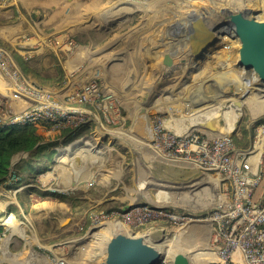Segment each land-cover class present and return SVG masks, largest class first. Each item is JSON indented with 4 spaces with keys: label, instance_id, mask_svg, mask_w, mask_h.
Listing matches in <instances>:
<instances>
[{
    "label": "rangeland",
    "instance_id": "rangeland-1",
    "mask_svg": "<svg viewBox=\"0 0 264 264\" xmlns=\"http://www.w3.org/2000/svg\"><path fill=\"white\" fill-rule=\"evenodd\" d=\"M64 1L66 0H60L59 6ZM85 1L87 0H80L78 20L66 17L65 11L56 13L45 8L23 6L21 2L18 4L20 12L13 11V16L0 10V29H14L17 42L30 46V38L33 44L35 42L32 40L41 41L37 47L21 48L28 60L26 73L32 79L52 85L53 81L61 82L68 76L71 45L66 41V36H72L77 46L80 45L86 52L89 51L82 60L88 63L86 69L95 72L92 78L100 81V89L103 92L101 95L104 94L108 98L110 106L107 114L96 105L91 106L94 116L92 120L87 121V129L76 131L78 126L59 130L38 128L37 132L45 137L44 141H51L54 145L38 155L35 151H21L13 155L8 176L5 180H0V224L10 215H15V218L12 217V223L21 224L16 235H13V231L9 232L7 226H3L12 223L0 225V264H51L58 257L63 258L66 264L102 262V244L98 245V241L110 222L92 231L88 229V216L91 211L97 209L112 211L123 206V201L120 200L123 195L120 190L122 184L115 170L116 165L119 166L122 161L109 164L106 171L100 173V176L108 174L106 178L110 179V182L107 186L94 188L87 187L84 183L77 184L71 163L66 157L71 156V150L68 149L70 144L81 135L87 133L90 139L98 140L103 135L101 128L105 127V146L114 152L118 150L117 134L122 127H152L157 120L171 125L175 118L180 117L181 112L184 115L185 111L189 110L192 113L201 111V116L207 111L215 113L200 122L199 119H194L196 114L189 119L185 117V129L175 131H195L209 137L230 133L236 146L246 148L249 142L245 127L248 113L252 112V107L258 108V116L253 124L264 115V89H255L251 75L236 66L237 39L228 36L218 16L208 11V7L216 5L219 1H230L227 5L234 4V8L248 5L261 11L263 7L260 6L264 0H103V6L100 5L98 10H87L83 5ZM36 10H39L38 15L35 14ZM188 11L194 15L190 29L198 27V30L199 26H203L214 40L209 50L203 52L204 56L199 62H195L189 48L182 46L183 41L177 39L179 34H175L173 46H164L162 43L167 33L178 29L180 20ZM87 13L95 18H83ZM104 13L106 18H99ZM204 14L208 17H204ZM160 15L163 16L160 18ZM258 16L261 18L263 14L259 12ZM0 43L4 47L8 46L12 57L17 59L18 52L12 51L2 37ZM182 49L188 52L187 57L181 55ZM166 54L171 55L174 66L167 67L162 64V57ZM88 57L90 58L87 59ZM63 66L67 67V70ZM181 96L192 103L197 100L207 101L208 108L203 107L207 105L195 106V103L185 108L182 105L185 99L179 98ZM125 103L128 105L127 110L123 108ZM142 110L147 112V116L141 114ZM235 112L242 113L243 125L233 126L228 130L230 127H224V123L228 117L234 125ZM205 125L209 127H204ZM96 127L100 128L95 129ZM90 132L93 134H89ZM149 144L153 150L150 141ZM145 153L150 156L148 151L143 154ZM62 155L64 158L60 162ZM134 160L136 158L133 154L132 158L126 160L128 164H122L123 168H133ZM14 166L17 167L14 170L19 176L11 172ZM142 172L149 182L148 185H151L152 181H158L151 178V169L145 163L142 164ZM261 172L259 183L253 189L251 197L254 204L260 200L264 201V155ZM55 174L59 177L53 178ZM210 175L214 177L215 173ZM191 191H195L193 187ZM53 193L64 196L62 210L30 208L31 199L48 198L46 200L50 201L49 198L54 199L50 196ZM179 193L181 191H176V197ZM26 201L27 207L24 205ZM207 207L201 211L181 213L201 215L211 211L214 205ZM158 222L164 229L163 241L159 245L161 244L165 252L166 264H173L176 253L187 255L190 264H207L217 260L198 256L203 250L213 251L209 223L194 221L182 226L168 221ZM145 226L138 232L144 231ZM179 246H182V249ZM13 248L20 251L15 255L17 258H13ZM170 250L172 253L167 252Z\"/></svg>",
    "mask_w": 264,
    "mask_h": 264
},
{
    "label": "built area",
    "instance_id": "built-area-1",
    "mask_svg": "<svg viewBox=\"0 0 264 264\" xmlns=\"http://www.w3.org/2000/svg\"><path fill=\"white\" fill-rule=\"evenodd\" d=\"M18 2L0 0V7L7 8ZM32 42L35 43L31 45L41 43L40 40ZM99 82L90 78L78 89L64 94L56 88L36 85L10 51L0 46V124H29L36 129L59 130L87 123L94 113L84 105H96L104 114L110 111ZM252 131L250 144L238 148L230 133L209 137L195 131L176 132L171 125L155 121L153 151L167 160L193 165L209 177L215 173L213 178L223 185L225 195L230 194V200L201 215H187L148 204H132L112 211L97 209L89 213L88 229L106 225L114 217H119L134 232L150 222L168 221L182 226L194 221L207 222L218 264H264V201L254 204L251 199L262 174L264 116L256 121ZM51 264L66 262L58 257ZM159 264L166 262L163 259Z\"/></svg>",
    "mask_w": 264,
    "mask_h": 264
},
{
    "label": "crops",
    "instance_id": "crops-1",
    "mask_svg": "<svg viewBox=\"0 0 264 264\" xmlns=\"http://www.w3.org/2000/svg\"><path fill=\"white\" fill-rule=\"evenodd\" d=\"M20 2L22 3L23 6L28 5L30 7L35 6L40 9L45 8L52 11L54 10V12L56 13L60 11L62 12L65 11L66 17L76 20L79 19L80 0H66L62 2L60 6H59L60 0H19V2L16 3V5L7 8L0 7V10L6 14L11 13L13 16L12 13L13 11L20 12L18 7V4ZM103 4H104L103 0H87L83 2V5L87 10L90 9L98 10L99 6L100 5L103 6ZM83 5H81V7H84ZM38 13L39 10H36L35 14L38 15ZM102 16L106 18L105 13L104 15L99 16V18H103ZM83 18L93 19L95 18V16L87 13L84 15ZM14 33L16 32H14V29L12 28L0 29V37H2L7 44H9V48H11L12 51L18 52L17 53L18 55L15 54L17 55V59H15L14 57L13 58L21 69H22L21 62L23 63L24 66H26L27 70H23V69L22 70L32 83L47 88L59 89L64 94L67 91L78 89L82 83H84L85 81H87L88 79L94 76L95 72H91L88 69H86L88 63L85 62V60L84 61L82 60L84 58V55L85 54L87 55V52L89 51L86 52L83 48L80 47V45L77 46L75 43V39L72 36L71 37L66 36V41L68 42V44L71 45L69 70L66 69L67 67L63 66L68 71V76L67 77L65 76L66 78L65 79L63 78L61 82L53 81L52 85H50L49 83L43 84L40 82H36L28 75V73H26L28 71V67L26 64L28 63V60L27 57L23 54L24 51H22V49L25 48L28 49L31 48L32 46L37 47L38 45L29 46V45H25L24 42L22 43L17 42ZM0 46L4 47V45H2L1 43ZM7 47L8 46H5L4 48L7 49ZM161 55L162 54H160V56ZM170 56H171L170 54L163 55L162 57L163 65L165 64L167 65V67L170 65L171 67L174 66L172 58ZM90 57H88L87 59H89ZM165 98H169V96H165ZM179 98H183V97L181 96ZM194 103L195 106L207 105V101L198 102L197 100V102L195 101L192 103L191 101H188V99H185V102H183L182 105L185 108H188L187 106H192L194 105ZM91 106L92 105L90 104L84 105V107L87 110H90L92 112V110L90 109ZM210 106H212V104H210ZM203 107L208 108V105ZM123 108L127 110L128 108L127 103L124 104ZM251 109L252 112L248 113L249 114L248 121L245 123L246 131L248 135L247 137L249 140L248 145L250 144L251 141L252 132H253L252 130L254 125L253 123L255 117L258 116L257 115L258 108L252 107ZM203 113L204 115L203 114L201 115V119L203 118L208 119L212 117L215 112L212 113L203 112ZM141 114L147 116L146 111L142 110ZM179 114L180 117L178 116L177 118H175L173 123H171V128L181 131L185 129V127L187 126L185 117H188L186 119H189L190 116H194V114L190 110L185 111L184 115L183 113H179ZM242 116H243L242 113L235 112L234 125H233V121L232 120L230 121V119L227 117L226 123H224V127H230L228 130H231L233 126L241 127L243 125ZM194 119L197 120L196 117H194ZM99 128L100 127H96L95 129H99ZM101 129H103V131H101V134L103 135L101 136L102 138H104L106 136V133L104 132L105 127H102ZM151 129L152 127L150 126L120 128L119 134H117V138L119 140L118 150L114 152L113 151L111 152V149H108L107 148L108 146H105V143L104 141H102V138L98 140L90 139L91 137L87 133L81 135L74 142H72V144H70V147H68V149L70 148L71 150V152L69 151L71 156L66 157V159L69 160L68 162L71 163V169L72 172H74L73 177L74 179L77 180V184L84 183L85 186L87 187L92 186L94 188L98 186L99 187L107 186L109 184L108 182H110V179L106 178L108 177V174H106V176L105 174L100 176V173L102 171H106V168L108 167L109 164H113L116 161L121 160L122 161L121 164L119 166L116 165L117 169L115 170L117 177L119 176L120 183L122 184V186L120 187V190L123 192V195L120 196V200L123 201L122 207H126L132 204H148L153 207H163V208L171 209L173 211L194 212L199 210L201 211L202 209H205L207 206L211 204L214 205L215 207L223 201L230 200V194L227 193V195H225L223 185L220 184L218 181H216L212 176L209 177L208 174L207 175L204 174L202 171L198 170L196 167L186 162H175V161L171 162L170 160H167L157 155L151 149V146H149L150 145L149 141L151 142L153 139V133ZM86 138L88 139L87 141L85 140ZM99 144L101 145L98 147ZM236 147L241 148L239 146ZM144 151H148L150 156H147L146 153L143 154ZM133 154L136 158V160H134L132 164L133 168L131 166H129L128 168L126 167L123 168L122 164L123 163L128 164L126 160L128 158H132ZM63 158H64L63 155L59 158L60 162L63 161L62 160ZM143 163H145L147 167L151 169V178L153 180H158L157 182L152 181V185L147 184L149 182H147L145 178V174H143L142 172ZM56 165L58 164L56 163ZM82 172H84L83 175L81 174ZM58 177L59 176L55 174L53 178H58ZM92 180H93L92 182L93 184L91 183ZM195 182H197V184H194ZM177 184L180 185L187 184V186L184 185L182 187L175 186ZM191 187H193V190H195L194 192L191 191V189H189ZM180 188L182 189L180 190ZM176 191H181V193L178 194V197H176ZM181 198H183V200H180ZM46 199L48 198H42V199L33 198L31 199L32 202H30L29 206L30 208H38L41 210H49V211L52 209L62 210L63 208L62 204L64 203L63 200H60L58 198H54V199L49 198L51 200L47 201ZM27 202L28 201L24 202L25 207H27L26 204ZM47 203L49 205H46ZM46 206H49V208ZM12 217L15 218V215H13ZM19 224L21 223L13 222L10 225L4 224L3 226H7L9 232L13 231V235H16L17 230H19ZM145 227L146 228L144 230L147 231L156 228L163 229V227L160 226L159 222H151L147 224ZM18 253H20V251H18L16 248H13V253H12L14 255L13 258H17V256L15 257V255H17Z\"/></svg>",
    "mask_w": 264,
    "mask_h": 264
},
{
    "label": "water",
    "instance_id": "water-1",
    "mask_svg": "<svg viewBox=\"0 0 264 264\" xmlns=\"http://www.w3.org/2000/svg\"><path fill=\"white\" fill-rule=\"evenodd\" d=\"M220 3L223 1L210 6L208 11L218 16L217 18L221 20L224 26L222 28L225 29L228 36L237 39L236 66L251 75L254 88L261 91L264 89V1L262 6L259 5L263 7L261 11L248 5L234 8V4ZM259 12L263 14L261 18L258 16ZM204 15L206 18L208 17L207 14ZM193 16L191 12L183 16L178 29H173L167 33L162 43L164 46H173L175 34H179L177 39L183 41L182 46L189 48L195 62H199L204 56L203 52L209 50V46L213 44L214 40L203 26H199L198 30V27L190 29ZM182 50L181 55L187 57L188 52ZM204 127L209 126L205 125ZM105 140L106 137L102 138V141ZM108 225L111 229L107 231L102 243V262L100 264L113 262L119 264H159L164 259L165 252L161 244L159 245L163 241V229L156 228L134 232L124 225L119 217H114ZM95 230L96 227L92 229V231ZM173 264L190 263L187 255L176 253L173 257ZM207 264H218V262L213 260Z\"/></svg>",
    "mask_w": 264,
    "mask_h": 264
},
{
    "label": "trees",
    "instance_id": "trees-1",
    "mask_svg": "<svg viewBox=\"0 0 264 264\" xmlns=\"http://www.w3.org/2000/svg\"><path fill=\"white\" fill-rule=\"evenodd\" d=\"M21 64L22 69L27 70L22 62ZM82 129H87L86 123H82L75 130L80 131ZM44 140L45 137L38 133L35 127L29 124L23 126H7L0 124V179L5 180L8 175L11 159L14 154L21 151H35L38 155L54 145L53 142ZM16 168L17 167L14 166L11 172L15 176H19L14 170ZM42 171L43 170H39V172ZM50 196L64 200V196L60 193H53Z\"/></svg>",
    "mask_w": 264,
    "mask_h": 264
},
{
    "label": "bare ground",
    "instance_id": "bare-ground-1",
    "mask_svg": "<svg viewBox=\"0 0 264 264\" xmlns=\"http://www.w3.org/2000/svg\"><path fill=\"white\" fill-rule=\"evenodd\" d=\"M215 1V0H214ZM218 1V0H217ZM123 1H121V3H122ZM128 2V1H127ZM132 2V1H131ZM130 2V3H131ZM195 2H196V0H195ZM230 2V1H229ZM228 1H227V3H229ZM234 2V1H233ZM120 3V4H121ZM125 3V2H124ZM130 3H128V4H130ZM135 3V2H134ZM217 3V2H216ZM192 4H193V2H192ZM199 4V3H198ZM226 4V3H225ZM124 5V4H123ZM146 5V4H145ZM193 5H197V4H193ZM200 5V4H199ZM143 6V5H142ZM172 6V5H171ZM205 6V5H204ZM133 7V6H132ZM141 7V6H140ZM173 7V6H172ZM187 7V6H186ZM194 7V6H193ZM188 8V7H187ZM209 8V7H208ZM131 9V8H130ZM176 9H177V7H176ZM161 10V9H160ZM174 11H175V9H173ZM203 10V9H202ZM159 11V10H158ZM162 12V11H161ZM189 12V11H188ZM195 12V11H194ZM163 13V12H162ZM167 13V12H166ZM175 13H176V11H175ZM185 13V12H184ZM109 14V13H108ZM154 14V13H153ZM168 14H170V13H168ZM167 14V15H168ZM173 14V13H172ZM172 14H171V16H172ZM161 16H163V15H160V18H161ZM170 16V17H171ZM165 17V16H164ZM174 17H175V15H174ZM123 19H125V18H123ZM165 19V18H164ZM169 19V18H168ZM177 22V21H176ZM145 23V22H144ZM170 23H172L171 21H170ZM176 24V23H175ZM176 29V28H175ZM190 58V57H189ZM194 59V58H193ZM172 73V72H171ZM223 72H219V74H222ZM236 82V81H235ZM191 87V86H190ZM248 103V102H247ZM256 104V103H255ZM235 110V109H234ZM233 110V111H234ZM201 112V111H200ZM199 111H196V112H194L193 114H196L194 117H196L197 119H199V122H200V120H201V116L199 115V113H200ZM232 112V111H231ZM182 113V112H181ZM205 113H207V112H205ZM197 115H199V116H197ZM204 115V114H203ZM232 119H230V121H231ZM203 126V125H202ZM212 129V128H211ZM99 151V150H98ZM141 151V150H140ZM172 162V161H171ZM153 167V166H152ZM155 172V171H154ZM160 172V171H159ZM156 173V172H155ZM165 173V172H164ZM168 173V172H167ZM98 180V179H97ZM93 181V180H92ZM93 184V183H92ZM141 184V183H140ZM143 184V183H142ZM194 184H197V182H195ZM193 184V185H194ZM152 185V184H151ZM169 185V184H168ZM143 186V185H142ZM176 186V185H175ZM175 188V187H174ZM167 189H168V187H167ZM182 189V188H181ZM191 189V188H190ZM171 190V189H170ZM3 223H12V215H10V216H6L5 218H4V221H3ZM106 230L104 231V233L102 234V236H101V238H100V240L98 241V245H101L102 243H103V241H104V239H105V237H106V233H107V231L108 230H110L111 228H110V226L109 225H107L106 226V228H105ZM196 239V238H195ZM194 243V242H193ZM193 243H191V244H193ZM169 245V244H168ZM190 245V244H189ZM191 246V245H190ZM195 246V245H194ZM171 247V246H170ZM181 249H182V246H179ZM169 248V247H168ZM177 248H178V246H177ZM197 248V247H196ZM172 250H173V248H171ZM197 250V249H196ZM167 252H171V250L170 251H167ZM172 253V252H171ZM174 253V252H173ZM172 256V255H171ZM198 256H200V257H204V258H210V259H217L216 258V255H215V253L213 252V251H211V250H203L202 252H201V254H199ZM113 264H119L118 262H116V263H114L113 262Z\"/></svg>",
    "mask_w": 264,
    "mask_h": 264
}]
</instances>
